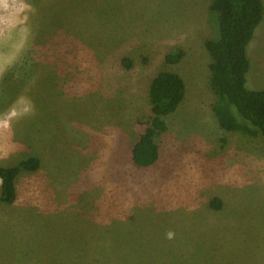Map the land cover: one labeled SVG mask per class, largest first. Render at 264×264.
Here are the masks:
<instances>
[{
  "label": "rangeland",
  "instance_id": "obj_1",
  "mask_svg": "<svg viewBox=\"0 0 264 264\" xmlns=\"http://www.w3.org/2000/svg\"><path fill=\"white\" fill-rule=\"evenodd\" d=\"M210 3L0 0V165L40 161L0 203V264H264L263 139L214 115ZM248 57L264 90V14ZM162 71L185 96L139 167Z\"/></svg>",
  "mask_w": 264,
  "mask_h": 264
},
{
  "label": "trees",
  "instance_id": "obj_2",
  "mask_svg": "<svg viewBox=\"0 0 264 264\" xmlns=\"http://www.w3.org/2000/svg\"><path fill=\"white\" fill-rule=\"evenodd\" d=\"M209 13L214 21L216 35L205 42L211 58L210 86L216 96L214 115L221 129L260 136L264 145V90L246 87L249 71L248 46L260 25L264 7L261 0H211ZM181 50L166 56L169 64L178 63ZM125 68L130 60L122 59ZM185 83L176 73L159 72L151 82L149 100L152 118L130 149V158L139 167H149L159 158L155 136L166 130L165 118L174 113L185 96ZM264 148V146H263ZM38 158L29 157L13 166L0 165V203L12 205L16 200L15 181L23 172L38 170ZM218 199L210 206L220 208Z\"/></svg>",
  "mask_w": 264,
  "mask_h": 264
},
{
  "label": "clouds",
  "instance_id": "obj_3",
  "mask_svg": "<svg viewBox=\"0 0 264 264\" xmlns=\"http://www.w3.org/2000/svg\"><path fill=\"white\" fill-rule=\"evenodd\" d=\"M14 114V113H13ZM169 236H171V233H169Z\"/></svg>",
  "mask_w": 264,
  "mask_h": 264
}]
</instances>
